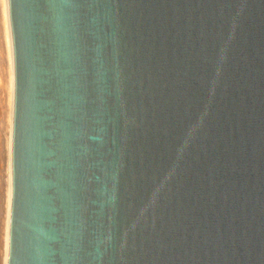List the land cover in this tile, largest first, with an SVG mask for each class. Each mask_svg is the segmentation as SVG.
Segmentation results:
<instances>
[{"label": "water", "instance_id": "obj_1", "mask_svg": "<svg viewBox=\"0 0 264 264\" xmlns=\"http://www.w3.org/2000/svg\"><path fill=\"white\" fill-rule=\"evenodd\" d=\"M7 264H264V0H8Z\"/></svg>", "mask_w": 264, "mask_h": 264}, {"label": "rangeland", "instance_id": "obj_2", "mask_svg": "<svg viewBox=\"0 0 264 264\" xmlns=\"http://www.w3.org/2000/svg\"><path fill=\"white\" fill-rule=\"evenodd\" d=\"M2 6L0 2V264H4L5 254V233H6V216H7V191L9 186L8 173V155H9V90L10 87V60L8 49L5 44L4 24L2 15ZM8 58V59H7ZM9 82V83H8ZM8 86V87H7ZM7 89V90H6ZM8 183V184H7Z\"/></svg>", "mask_w": 264, "mask_h": 264}, {"label": "bare ground", "instance_id": "obj_3", "mask_svg": "<svg viewBox=\"0 0 264 264\" xmlns=\"http://www.w3.org/2000/svg\"><path fill=\"white\" fill-rule=\"evenodd\" d=\"M1 6L3 7L2 10V15H3V23L4 24V34H5V44L7 46V51H8V56L10 60V87L8 95H9V118H10V134H9V155H8V173H9V186H8V191H7V216H6V233H5V254H4V264H7L8 260V252H9V222H10V203H11V142H12V117H13V105H14V61H13V48H12V33H11V27H10V19H9V1L8 0H0ZM1 48V47H0ZM8 59V58H7ZM9 83V82H8ZM8 87V86H7ZM8 184V183H7Z\"/></svg>", "mask_w": 264, "mask_h": 264}]
</instances>
